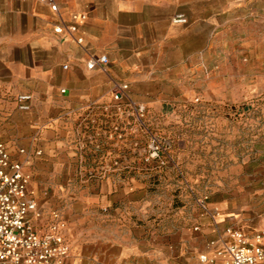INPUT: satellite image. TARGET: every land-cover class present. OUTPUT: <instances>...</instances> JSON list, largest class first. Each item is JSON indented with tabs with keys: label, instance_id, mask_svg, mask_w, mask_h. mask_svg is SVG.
Wrapping results in <instances>:
<instances>
[{
	"label": "rangeland",
	"instance_id": "1",
	"mask_svg": "<svg viewBox=\"0 0 264 264\" xmlns=\"http://www.w3.org/2000/svg\"><path fill=\"white\" fill-rule=\"evenodd\" d=\"M247 4V18L219 32L224 86L213 96L200 89L196 67L178 92L144 105L140 119L125 108L127 95L121 111L110 96L94 122L63 110L36 118L17 109L15 95H0V143L22 164L37 205L29 220L42 231L61 221L67 256L114 234L137 248L126 264H224L217 251L232 232L252 238L264 230V0ZM214 55L204 57L209 74ZM154 137L160 159L148 158ZM107 154L120 170H100Z\"/></svg>",
	"mask_w": 264,
	"mask_h": 264
},
{
	"label": "crops",
	"instance_id": "2",
	"mask_svg": "<svg viewBox=\"0 0 264 264\" xmlns=\"http://www.w3.org/2000/svg\"><path fill=\"white\" fill-rule=\"evenodd\" d=\"M247 1L54 0L53 11L37 0H0V95L29 93L36 118L63 110L71 118L86 114L94 122L95 114L107 112L115 82L128 85L130 99L160 105L157 96L164 101L166 91H177L181 78L196 67L200 89L213 96L224 86L216 50L219 32L227 21L240 25L247 18ZM179 14L185 23L173 22ZM71 25L74 32L67 30ZM59 27L62 31H55ZM207 52L215 53L210 74ZM100 56L107 57V65L88 69L87 62ZM228 81L236 86L234 77ZM114 158H100L104 174L120 170L109 166ZM136 249L114 234H101L81 242L75 258L67 256L64 264H93V258L126 264Z\"/></svg>",
	"mask_w": 264,
	"mask_h": 264
},
{
	"label": "built area",
	"instance_id": "3",
	"mask_svg": "<svg viewBox=\"0 0 264 264\" xmlns=\"http://www.w3.org/2000/svg\"><path fill=\"white\" fill-rule=\"evenodd\" d=\"M48 3L53 11H57L54 0H37ZM182 14L173 18L174 23H185ZM69 32L76 30L75 25L67 27ZM55 31L61 32L62 28ZM106 56L93 57L86 66L88 69L104 68L107 65ZM67 69V65L63 66ZM128 85L115 82L112 86L111 97L122 110V103L127 95ZM61 93L65 90L61 89ZM32 96L20 93L15 97L18 110L28 112L31 109ZM137 119L143 115V104L128 100L125 105ZM148 158L160 159L163 151L162 143L152 138L148 145ZM162 150V151H161ZM24 149L20 150L23 153ZM28 179L23 173L22 164L10 157L7 147L0 143V264H63L69 253V245L63 235L64 224L53 221L47 230L36 229L29 220L30 214H36V202L27 196ZM201 207L204 208L203 205ZM231 241L217 251L218 256L226 255L224 264H264V230L257 232L252 238L244 233L234 231ZM204 262L205 256L201 257Z\"/></svg>",
	"mask_w": 264,
	"mask_h": 264
}]
</instances>
